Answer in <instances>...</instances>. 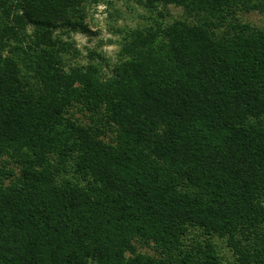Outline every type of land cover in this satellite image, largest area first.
Returning <instances> with one entry per match:
<instances>
[{
    "label": "trees",
    "instance_id": "obj_1",
    "mask_svg": "<svg viewBox=\"0 0 264 264\" xmlns=\"http://www.w3.org/2000/svg\"><path fill=\"white\" fill-rule=\"evenodd\" d=\"M108 2L0 0V264H264V0H146L73 64Z\"/></svg>",
    "mask_w": 264,
    "mask_h": 264
},
{
    "label": "rangeland",
    "instance_id": "obj_2",
    "mask_svg": "<svg viewBox=\"0 0 264 264\" xmlns=\"http://www.w3.org/2000/svg\"><path fill=\"white\" fill-rule=\"evenodd\" d=\"M108 3L93 4L91 7L87 25L90 32H68L71 35V40H68V33L61 34V30H57L55 35L62 36L65 42H71L80 52L79 56L72 60L73 64L87 65L89 63L99 62L100 57L107 59L110 65L117 61V55L121 49V33L126 28H135L142 26L150 21L152 16L145 4L146 0H105ZM167 11L171 17V21L180 17L182 12L173 5L167 6ZM243 20L252 25L264 27V15L258 12H252L244 15ZM89 51H95V56L90 57ZM105 72L110 74L107 67ZM231 257L230 252L225 253ZM234 264V263H232Z\"/></svg>",
    "mask_w": 264,
    "mask_h": 264
}]
</instances>
